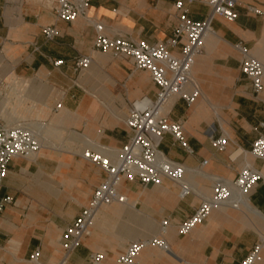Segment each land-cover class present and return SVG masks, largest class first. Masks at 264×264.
<instances>
[{
  "label": "crops",
  "instance_id": "crops-1",
  "mask_svg": "<svg viewBox=\"0 0 264 264\" xmlns=\"http://www.w3.org/2000/svg\"><path fill=\"white\" fill-rule=\"evenodd\" d=\"M52 1L0 0V123L45 124L50 141L36 160L16 158L9 165L0 201L12 198L13 204L0 213V264L61 262L63 232L107 177L83 153L115 162L131 137L124 124L131 105L157 96L150 73L96 51L97 33L87 19L60 21ZM179 1L194 22L209 13L201 0H92L88 17L102 23L110 37L156 44L173 36ZM249 7L263 14L254 15ZM237 11L233 22L215 17L213 34L197 58L193 76L202 96L192 106L174 99L168 109L171 121L184 123L194 153L175 145L170 135L160 148L171 160L200 170L184 176L195 193L181 198L180 186L168 179L147 187L123 181L119 192L126 203L101 210L91 235L67 264H89L93 253L105 255L102 264H121L118 258L129 243L154 237H163L170 250L149 247L137 256V264H241L264 235V160L250 154L254 141L264 136V78L263 91L256 94L241 71L236 48L247 47L264 65V0H239ZM47 26L60 32L52 42L43 35ZM79 56L93 61L76 75L73 64ZM59 60L64 64L56 67ZM58 103L62 109L55 111ZM211 125L220 127L218 136H229L226 151L211 145L206 134ZM247 164L263 177L247 197L255 211L220 207L189 234H180L178 225L195 213L202 197L213 194V179L236 180ZM167 219L171 225L161 234ZM36 251L41 252L38 263L31 261ZM258 264H264V249Z\"/></svg>",
  "mask_w": 264,
  "mask_h": 264
},
{
  "label": "built area",
  "instance_id": "built-area-1",
  "mask_svg": "<svg viewBox=\"0 0 264 264\" xmlns=\"http://www.w3.org/2000/svg\"><path fill=\"white\" fill-rule=\"evenodd\" d=\"M52 2L53 10L62 22L73 23L79 18L87 19L97 33L94 40L96 51L109 54L116 60L130 61L135 70L150 73L153 83L158 88L155 100L144 98L131 105L129 115L124 119L131 137L119 150L118 159L115 162L92 151L83 153L84 160L100 167L107 177L96 187L89 205L82 209L79 216L61 236V247L64 253L59 264H67L71 254L82 245L85 238L91 235V229L101 210L113 203H126V197L119 192L123 181L138 182L143 187H147L159 186L168 179L180 186L181 198L195 193L193 187L185 181L184 176L188 172L199 174L200 170H191L184 164L171 160L160 148L165 137L170 135L175 145L188 154L194 153L188 143L184 123L171 121L168 109L174 99H181L192 106L202 96L193 76L197 58L204 53L207 39L213 34L212 24L216 16L230 22L238 19L239 0H201L209 7V13L200 22L192 21L189 18L190 11L186 3L179 1L176 5L178 23L173 36L166 42L156 44L108 36L102 23L88 17L92 0H53ZM192 2L188 0L189 4ZM248 10L254 15L263 14L255 7H249ZM43 35L47 41L52 42L60 36V32L55 26H47L43 28ZM177 48L180 52L175 55L171 49ZM236 48L242 56V73L252 82L254 92L262 93L264 65L251 54L247 47L238 44ZM92 61V56L77 57L73 64L74 73L79 75L91 65ZM63 64L62 60L54 62L56 67ZM61 109L62 103H58L55 111ZM219 131V126L211 125L206 134L211 145L218 151L224 152L230 145V139L223 132L218 136ZM48 143L50 141L46 136L45 124L29 121L14 124L0 123V189L8 176L12 160L16 158L36 160ZM250 154L256 159L264 160L263 135L254 141ZM207 164L208 161L202 163L203 166ZM262 178L261 172L248 164L243 167L236 180L214 178L213 194L202 197L195 213L178 225L179 233L189 234L205 223L212 212L220 207L240 209ZM11 204H13L12 198L1 200L0 213ZM170 225V220L162 221L161 234H165ZM149 247L170 250L163 237L136 240L129 243L125 253L118 258V262L137 264V256ZM263 249L264 238H260L241 264H258L261 261ZM40 256L41 252L36 251L31 261L38 263ZM104 260L103 253H93L89 264H102Z\"/></svg>",
  "mask_w": 264,
  "mask_h": 264
},
{
  "label": "bare ground",
  "instance_id": "bare-ground-1",
  "mask_svg": "<svg viewBox=\"0 0 264 264\" xmlns=\"http://www.w3.org/2000/svg\"><path fill=\"white\" fill-rule=\"evenodd\" d=\"M201 173V172H200ZM181 194V191H180ZM244 209H246L249 212H254L255 210L252 208V206L248 203L247 199H246V203L242 206ZM252 214V213H251ZM261 238H264V236H262Z\"/></svg>",
  "mask_w": 264,
  "mask_h": 264
},
{
  "label": "rangeland",
  "instance_id": "rangeland-1",
  "mask_svg": "<svg viewBox=\"0 0 264 264\" xmlns=\"http://www.w3.org/2000/svg\"><path fill=\"white\" fill-rule=\"evenodd\" d=\"M30 95H31V93H30ZM264 236V235H263Z\"/></svg>",
  "mask_w": 264,
  "mask_h": 264
}]
</instances>
